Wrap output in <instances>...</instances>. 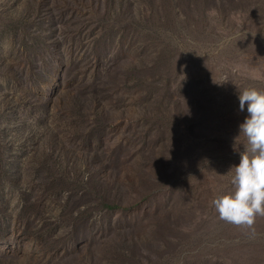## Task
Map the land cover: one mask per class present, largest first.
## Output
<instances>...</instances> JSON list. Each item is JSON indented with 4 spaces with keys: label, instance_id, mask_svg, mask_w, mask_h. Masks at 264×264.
Listing matches in <instances>:
<instances>
[{
    "label": "rangeland",
    "instance_id": "obj_1",
    "mask_svg": "<svg viewBox=\"0 0 264 264\" xmlns=\"http://www.w3.org/2000/svg\"><path fill=\"white\" fill-rule=\"evenodd\" d=\"M246 87L264 0H0V264H264L212 203Z\"/></svg>",
    "mask_w": 264,
    "mask_h": 264
},
{
    "label": "clouds",
    "instance_id": "obj_2",
    "mask_svg": "<svg viewBox=\"0 0 264 264\" xmlns=\"http://www.w3.org/2000/svg\"><path fill=\"white\" fill-rule=\"evenodd\" d=\"M238 99L241 112L247 105L248 116L239 125L245 143L239 164L229 171L233 191L212 203L219 219L254 232L257 218L264 217V90L246 87L239 90Z\"/></svg>",
    "mask_w": 264,
    "mask_h": 264
}]
</instances>
